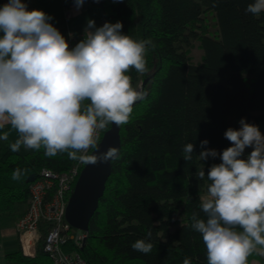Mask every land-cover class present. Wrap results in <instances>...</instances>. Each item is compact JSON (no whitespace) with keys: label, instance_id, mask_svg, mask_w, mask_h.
<instances>
[{"label":"trees","instance_id":"16d2710c","mask_svg":"<svg viewBox=\"0 0 264 264\" xmlns=\"http://www.w3.org/2000/svg\"><path fill=\"white\" fill-rule=\"evenodd\" d=\"M251 2L219 0L213 7V0H103L108 22H122L124 34L150 38L156 48L147 54V73H127L133 87L149 78L143 86L147 95L133 106L130 122L120 126L119 159L112 162V175L80 250L88 264H182L186 257L192 264H207L190 216L199 211V197L209 182L197 180L195 173L204 167L207 174L220 160L201 162L200 142L208 140L207 148L221 152L231 146L224 132L238 129L241 118L264 133V13L247 14ZM209 13L215 18L214 33ZM195 41L204 50L197 63L191 56ZM189 142L195 154L187 163L182 150ZM11 144L0 147V216L21 217L30 197L29 176L37 178L44 168L64 172L75 161L67 153L46 157L43 149L13 152ZM17 168L23 174L13 180ZM149 230L152 252L134 251L132 243ZM40 232L35 255L17 249L7 254L8 260L53 264L44 250L45 222Z\"/></svg>","mask_w":264,"mask_h":264},{"label":"clouds","instance_id":"9594fccd","mask_svg":"<svg viewBox=\"0 0 264 264\" xmlns=\"http://www.w3.org/2000/svg\"><path fill=\"white\" fill-rule=\"evenodd\" d=\"M218 2L213 0V7ZM74 3L79 9L85 0ZM245 12L260 16L264 0H252ZM52 19L40 9L29 10L23 0L0 6V122L10 123L19 135L10 148L43 149L49 158L67 153L84 165L117 160L119 148L99 152L96 137L110 124H128L133 106L145 99L147 93L133 87L127 73H147L146 57L156 44L124 34L120 21L97 27L89 19L83 38L70 46ZM239 125L224 132L231 146L218 152L203 140L197 155L201 162L209 157L220 160L207 174L204 167L195 173L197 180L209 182L206 194L199 197V211L190 216L207 264H249L252 254L264 256V133L244 118ZM194 148L192 142L183 146L187 163L193 160ZM248 148L252 150L245 157ZM89 149L96 152L89 155ZM22 174L17 168L12 179ZM151 237L149 230L132 249L151 253ZM182 264H192L191 259L186 257Z\"/></svg>","mask_w":264,"mask_h":264},{"label":"built area","instance_id":"2783aa9c","mask_svg":"<svg viewBox=\"0 0 264 264\" xmlns=\"http://www.w3.org/2000/svg\"><path fill=\"white\" fill-rule=\"evenodd\" d=\"M102 2L103 0H99V3ZM92 3H95V0H85L83 6L88 7ZM67 39L70 46L78 42L76 36ZM135 88L143 91L142 83ZM104 130H101L96 137L97 145ZM92 151L93 149H89L88 154ZM84 166L75 161L69 170L64 172L44 168L31 182L27 210L16 222L25 254H29L27 246L36 248L41 238L40 225L45 222L47 233L44 250L53 264H88L80 251L84 246V240L88 237V232L73 227L66 219L70 195Z\"/></svg>","mask_w":264,"mask_h":264},{"label":"crops","instance_id":"0c3cea01","mask_svg":"<svg viewBox=\"0 0 264 264\" xmlns=\"http://www.w3.org/2000/svg\"><path fill=\"white\" fill-rule=\"evenodd\" d=\"M7 0H0V6ZM28 9H40L50 15V21L66 38L73 33L78 41L83 38L87 20L95 21L97 27L108 22V16L104 3L95 2L88 7L76 8L74 0H23ZM69 13V15H68ZM0 136L7 135V139H0V147L7 143H14L19 138L17 131L8 122H0ZM18 214L0 216V264H12L7 254L17 249H22L20 234L16 229ZM34 253L28 255L33 256ZM27 255V254H26ZM249 264H264V256L252 254L248 258Z\"/></svg>","mask_w":264,"mask_h":264},{"label":"water","instance_id":"95a60500","mask_svg":"<svg viewBox=\"0 0 264 264\" xmlns=\"http://www.w3.org/2000/svg\"><path fill=\"white\" fill-rule=\"evenodd\" d=\"M148 79H145L142 87ZM120 129L121 127L111 124L97 145L99 152H104L109 147H117L119 148L120 155L122 148ZM95 152L96 149H93L89 155ZM113 161L99 163L97 165H85L83 167L75 183L73 192L70 195L66 210V219L73 227L89 232L90 221L99 207L100 200L106 190L107 181L112 175ZM35 179L36 174L32 173L28 181L33 182ZM86 241L87 239L84 240V245Z\"/></svg>","mask_w":264,"mask_h":264},{"label":"rangeland","instance_id":"374dc122","mask_svg":"<svg viewBox=\"0 0 264 264\" xmlns=\"http://www.w3.org/2000/svg\"><path fill=\"white\" fill-rule=\"evenodd\" d=\"M206 19L208 21V25H209V28H210V32L211 33H214L217 30L214 16L211 13H209L207 15V18ZM203 54H204V50L200 47L199 41H195L193 43L192 48H191V56H192L193 62L194 63L201 62ZM139 84H141V82ZM249 149H251V148H248V149L245 150V154L244 155L248 154ZM29 150H31V149H27V148L21 146L19 152H22L23 153V152H27ZM203 195H205V194H203ZM26 249H27V252H32V251L34 252V248H32V247H28L27 246ZM23 251H25V250H23ZM36 251H37V245H36Z\"/></svg>","mask_w":264,"mask_h":264},{"label":"bare ground","instance_id":"6f19581e","mask_svg":"<svg viewBox=\"0 0 264 264\" xmlns=\"http://www.w3.org/2000/svg\"><path fill=\"white\" fill-rule=\"evenodd\" d=\"M30 247H33V246H30Z\"/></svg>","mask_w":264,"mask_h":264}]
</instances>
